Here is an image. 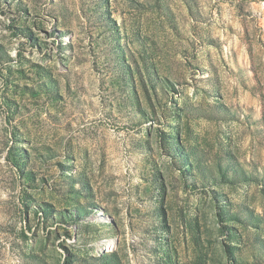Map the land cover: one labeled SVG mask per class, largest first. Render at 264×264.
I'll return each instance as SVG.
<instances>
[{
    "label": "rangeland",
    "instance_id": "obj_1",
    "mask_svg": "<svg viewBox=\"0 0 264 264\" xmlns=\"http://www.w3.org/2000/svg\"><path fill=\"white\" fill-rule=\"evenodd\" d=\"M0 264H264V0H0Z\"/></svg>",
    "mask_w": 264,
    "mask_h": 264
}]
</instances>
